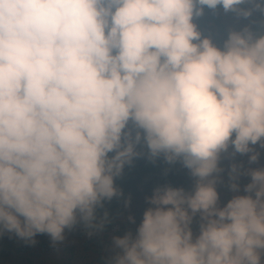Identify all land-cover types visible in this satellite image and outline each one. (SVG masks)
Listing matches in <instances>:
<instances>
[{"label":"clouds","instance_id":"1","mask_svg":"<svg viewBox=\"0 0 264 264\" xmlns=\"http://www.w3.org/2000/svg\"><path fill=\"white\" fill-rule=\"evenodd\" d=\"M205 9L249 23L218 43ZM257 145L264 0H0V236L103 232L125 166L162 157L193 186L155 188L106 264H262L264 167L232 164L217 190L221 155L254 164Z\"/></svg>","mask_w":264,"mask_h":264},{"label":"trees","instance_id":"2","mask_svg":"<svg viewBox=\"0 0 264 264\" xmlns=\"http://www.w3.org/2000/svg\"><path fill=\"white\" fill-rule=\"evenodd\" d=\"M245 7H250V5ZM252 19L259 20L260 14L255 13ZM195 22L204 35L211 36L215 42H222L226 38L228 25L222 15L213 16L210 10L205 9V16ZM241 22L242 24L249 23L246 20H241ZM241 22L238 21V23ZM229 151L232 149L230 148ZM259 152V160L252 164L251 168L264 167V149ZM219 166L225 170L223 172L225 178L221 185L225 190V196L229 199L233 195L227 189L230 167L227 162H221ZM241 179L243 183L249 182L247 177ZM115 185L123 195L105 202L104 208L97 210L98 217L103 216V213L107 211L111 223L106 226L103 232H98L91 237L86 234L82 225L78 224L74 227L72 230L75 239L81 241L82 248L78 246L66 247L65 250L70 254V257L65 264H73L75 257L88 259L90 253L95 254V258L89 264H106V261L115 254L111 247V238L116 235L122 236L128 231L135 233L134 226L141 221L145 210L139 212V217L130 215V211L140 198L152 196L155 188L165 185L183 187L186 190L191 189L193 179L188 170L179 162L168 164L162 157L152 161L144 156L134 159L131 165L125 166L122 175L116 178ZM130 217L135 220V223L130 221ZM35 240L34 245H29L13 234L6 233L0 236V264H35L36 260H40L39 264L47 262L49 260L48 251L54 249L50 237L47 234H41L37 235ZM54 264H59V262Z\"/></svg>","mask_w":264,"mask_h":264},{"label":"rangeland","instance_id":"3","mask_svg":"<svg viewBox=\"0 0 264 264\" xmlns=\"http://www.w3.org/2000/svg\"><path fill=\"white\" fill-rule=\"evenodd\" d=\"M232 18H233L232 15L225 18V22L228 25V27L229 26L239 27L242 24L241 21H240L241 23H238V21H236L234 18L233 19ZM255 147H256L257 151L262 150L259 148L258 145ZM230 153H231V151H228V153H223L221 155L220 163L221 162H227L229 167L232 164H237V165L242 164L244 166V168L251 167L252 164L248 163V161H249L248 155L237 154L236 156L233 157L230 155ZM223 172L220 174L222 180L225 178L223 176ZM217 190H218V193L220 195L221 203L222 204L226 203L228 198L225 196V190L222 188L221 184L217 185ZM149 197H151V195H149L147 197L140 198L138 203L135 204V207L130 211V215H132L134 217H139V212L141 210H146L148 207H150V205L146 201V198H149ZM139 223H137L134 226L135 229L137 228ZM51 244H52V241H51ZM73 246H78V247L82 248L81 241H77L75 239L74 232L72 229L71 230L66 229L65 230V240L63 241V243H60V244L53 246L54 249L48 251L47 255L49 257V260L47 262H45L44 264H54L56 262H59V264H65L66 262H68V258L70 257V254L65 250V248L66 247H73ZM94 258H95V254H93V253H90V256L88 259H80V258L75 257L73 264H89V262L93 261ZM39 262H40V260H36L34 263L39 264ZM262 264H264V257H262Z\"/></svg>","mask_w":264,"mask_h":264}]
</instances>
